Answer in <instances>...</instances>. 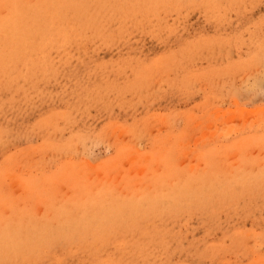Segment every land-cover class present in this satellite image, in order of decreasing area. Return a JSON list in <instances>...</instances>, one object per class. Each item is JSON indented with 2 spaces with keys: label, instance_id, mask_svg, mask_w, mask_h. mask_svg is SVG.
Wrapping results in <instances>:
<instances>
[{
  "label": "rangeland",
  "instance_id": "1",
  "mask_svg": "<svg viewBox=\"0 0 264 264\" xmlns=\"http://www.w3.org/2000/svg\"><path fill=\"white\" fill-rule=\"evenodd\" d=\"M20 3V38L32 7L51 26L0 68V212L38 217L95 193L141 203L96 238L56 236L49 213L45 246L0 264H264V0ZM237 172L253 181L206 203L162 196L178 177Z\"/></svg>",
  "mask_w": 264,
  "mask_h": 264
},
{
  "label": "bare ground",
  "instance_id": "2",
  "mask_svg": "<svg viewBox=\"0 0 264 264\" xmlns=\"http://www.w3.org/2000/svg\"><path fill=\"white\" fill-rule=\"evenodd\" d=\"M68 1V0H67ZM60 2V1H59ZM70 2V0H69ZM43 3V2H42ZM64 3V2H63ZM68 3V2H67ZM72 3V1H71ZM28 4V3H27ZM44 4V3H43ZM61 4V2H60ZM73 4V3H72ZM35 5V4H34ZM47 5V4H46ZM45 5V6H46ZM56 5V4H55ZM64 5V4H63ZM63 5L62 9H63ZM69 5V4H68ZM65 6V5H64ZM72 6V7H71ZM70 7L74 10L77 9L78 7H76V4L73 6L71 5ZM31 7V6H30ZM69 7V6H67ZM65 8V7H64ZM0 9H4L6 14L1 15L0 13V68H2V70H4L7 61H11L12 59H14V55L16 53V43L19 42V44H21L20 42L26 38V39H32V36L36 35L39 37L41 40H45L46 38V34L39 32L47 30L49 26L51 25H44L41 24V26H39V21L37 22L36 19L37 17L40 16H44L45 12H42L40 10H36L34 7H32L31 9L24 10V14L26 13V11L30 14H33L32 17L33 19H35V23L34 25L39 28L37 29L36 27L33 28H28V34L26 33V35L23 38H20L23 34V27L24 25L20 24V20H22L23 17V7L21 6L20 0H1L0 2ZM57 9V8H56ZM70 9V8H69ZM60 10V8H59ZM65 10V9H64ZM55 11V9H54ZM53 10L51 11L52 13L54 12ZM68 11V10H67ZM41 12L43 14H41ZM81 12V11H80ZM79 12V13H80ZM65 13V12H64ZM75 13V12H74ZM77 13V12H76ZM75 13V14H76ZM28 14V15H30ZM59 14H63V13H59ZM50 17L52 16L49 15ZM64 16V14H63ZM77 16V15H76ZM75 16V17H76ZM79 16V15H78ZM50 17L48 19H50ZM58 17L56 16L55 19H57ZM63 17H61L60 19L62 20ZM54 19V18H53ZM54 19V20H55ZM77 19V18H76ZM47 20V19H46ZM54 22V21H52ZM60 22V21H59ZM63 22V21H62ZM27 23V22H26ZM46 23V22H44ZM60 25V23H58ZM66 25V24H65ZM64 25V26H65ZM148 25V24H147ZM63 26V25H62ZM63 26V27H64ZM70 27V25H69ZM61 28V27H60ZM27 29V28H26ZM66 29V28H65ZM71 29V28H70ZM69 29V31H70ZM39 30V31H38ZM62 30V29H60ZM27 31V30H26ZM64 31V30H63ZM102 31V30H101ZM77 32V31H76ZM68 36V35H67ZM103 37V36H102ZM47 39V38H46ZM62 40V39H61ZM33 41V39H32ZM45 43V42H44ZM46 44V43H45ZM18 45V44H17ZM30 45V44H28ZM54 46V45H53ZM49 47V46H48ZM39 48V47H38ZM36 50V49H35ZM41 50V49H40ZM40 53V52H39ZM24 57V56H23ZM13 61V60H12ZM11 61V63H13ZM10 63V62H8ZM9 68V67H8ZM0 70V71H2ZM11 70V69H10ZM13 71V70H12ZM1 78V77H0ZM15 79V78H14ZM15 88V87H14ZM119 88V87H118ZM14 90V89H13ZM200 139V138H199ZM165 144V143H164ZM208 147V146H207ZM174 149V148H173ZM132 160V159H131ZM150 160V159H149ZM129 162V161H128ZM139 163V162H138ZM68 166V165H67ZM192 168V167H191ZM67 170V169H66ZM237 170V169H236ZM208 171V170H207ZM211 171V170H210ZM209 171V172H210ZM159 172V171H158ZM230 172V171H229ZM260 172V171H259ZM256 173V174H260L262 175V173H264V171L260 173ZM149 173V172H148ZM156 173V172H155ZM154 173V174H155ZM221 173V172H220ZM223 173V172H222ZM21 174V173H20ZM27 174V173H26ZM207 174V173H206ZM227 174V173H226ZM217 175V174H216ZM251 176H255V178L258 179V177H256V175L253 174H249ZM188 176V175H187ZM191 176V175H190ZM200 176H202L201 178H203V174H200ZM200 176H197V178L193 179V178H188V179H184L183 178H175V180L179 179L178 181L180 182L179 184H174V183H169V185L165 186V187H169V189L166 191L164 195L162 194V196L164 197H170V201H172L171 203L176 204V205H181V203L186 204L187 202H191V201H195L198 202V198H200V201L198 203H201L202 201L204 202L207 201V199H210V194H214V192L216 193L217 191H221L223 192L224 189L226 188V185H229L227 187H231L233 186V184L236 185V183H245L247 179L246 173H242V172H237L236 175L233 176H227L228 178L225 179L224 177H221V179H219L217 177V181H215L216 179L214 178H210L207 176L208 179H201ZM205 176V177H206ZM248 177L253 179V177ZM259 176V175H257ZM212 177V176H211ZM264 178V174L263 176H261ZM261 177H260V181H261ZM1 178V177H0ZM107 178V177H106ZM13 179V178H12ZM15 179V178H14ZM19 179V178H18ZM25 179V178H23ZM105 178H102V186H106L104 182ZM250 179V180H251ZM27 180V179H26ZM174 180V181H175ZM18 183H20V179L17 180ZM140 181V180H139ZM177 181V182H178ZM223 181H229L228 184L227 183H223ZM253 181V180H251ZM250 181V182H251ZM258 181V180H257ZM1 182V181H0ZM31 183L33 181H30ZM29 182V183H30ZM173 182V180L171 181ZM249 182V181H248ZM247 182V184H248ZM249 182V183H250ZM255 182V181H254ZM35 182H33L34 184ZM44 183V182H43ZM149 183V182H148ZM167 183V182H165ZM21 184V183H20ZM24 184V183H23ZM42 184V183H41ZM47 184V182H46ZM123 184V183H122ZM146 184V183H145ZM223 184V185H221ZM246 184V183H245ZM25 185V184H24ZM30 185V184H29ZM39 185V184H38ZM49 185V184H48ZM225 185V186H224ZM250 185V184H249ZM26 186V185H25ZM31 186V185H30ZM28 187V186H27ZM38 187V186H37ZM36 186L34 188H37ZM122 187V186H121ZM245 187V185H244ZM31 188V187H30ZM33 188V187H32ZM226 188L225 192L231 190L232 188L229 189ZM44 189V188H43ZM31 190V189H30ZM120 190V189H118ZM223 190V191H222ZM102 191V190H101ZM164 191V190H163ZM219 191V193H220ZM234 191V190H233ZM108 192V191H107ZM119 192V191H118ZM230 192V191H229ZM235 192V191H234ZM231 193V192H230ZM117 194V192H116ZM120 194V192H119ZM221 194V193H220ZM219 194V195H220ZM227 194V193H226ZM93 198L91 199H87V200H83V202L79 201H74L73 205L71 207L67 208H60L61 210H57L56 207H50L47 211H45V213L41 214V216H36L33 213H23V212H19V213H14L13 210H10L11 212H9L7 215L2 212H0V263L7 261L8 257L11 256H17V255H22V254H27V253H33L36 249H39L46 240L50 239L51 237H49L50 234L54 233L63 237H71L73 236V232L76 231V233H80V234H85L89 232L90 235H92L93 237H98V235L96 234L97 231H102L101 228L104 229L105 224L107 223L108 219H115V217H118L119 215L122 214L123 210H127L128 212H138L136 209L137 207H139V202L141 203V201H132L131 199H126L123 201H119L121 199H118L117 195H113V194H93ZM215 195V194H214ZM227 195H230L229 193ZM0 194V210H2L5 206H7V201H5V197L3 198V196ZM160 196V195H158ZM158 196H156L158 198ZM224 196V195H222ZM226 196V195H225ZM231 196V195H230ZM119 197V196H118ZM122 197V196H121ZM139 197V196H138ZM227 197V196H226ZM229 197V196H228ZM120 198V197H119ZM123 198V197H122ZM137 198V197H136ZM157 198L153 199V203L157 202ZM197 198V199H196ZM207 198V199H206ZM221 198V197H220ZM75 199V198H74ZM202 199V200H201ZM10 201V199H9ZM6 202V203H5ZM11 202V201H10ZM239 202V201H238ZM148 202H145L144 204L146 205ZM206 203V202H204ZM12 204V203H11ZM151 204V203H150ZM157 204V203H156ZM188 204V203H187ZM203 204V203H202ZM142 205V204H141ZM140 205V206H141ZM74 206V209L76 208V210H79L80 213L82 214V219L79 221H75V220H71L69 219V215L71 214L69 211V208H72ZM144 206V205H142ZM148 206V205H147ZM228 206V205H227ZM226 206V207H227ZM237 206V205H236ZM11 207V206H10ZM45 207V206H44ZM151 207V206H150ZM97 209L96 212H93V209ZM234 208V207H233ZM47 209V208H46ZM92 209V210H91ZM174 209V208H173ZM71 210V209H70ZM154 210V209H153ZM220 210V209H218ZM168 211V209H167ZM147 212V211H146ZM50 213V215H49ZM79 213V214H80ZM91 213V214H90ZM132 213L131 215L135 214ZM155 213V212H154ZM180 213V212H179ZM6 215V216H4ZM52 216L56 215L55 220L57 221V226L59 227V230H56L54 232H51L50 227L53 228V225H49L46 221L47 220H42L47 219V217L45 216ZM36 216V217H35ZM175 216V215H174ZM50 217V218H52ZM58 217V219H57ZM135 217V216H133ZM49 218V219H50ZM138 218V217H137ZM37 219H41L40 221H38ZM48 219V220H49ZM134 220V219H133ZM146 220V219H145ZM111 222H113L111 220ZM50 223V222H49ZM56 223V222H55ZM54 223V224H55ZM137 225V223H136ZM57 228V227H56ZM55 229V227H54ZM53 229V230H54ZM52 230V231H53ZM93 231H95L93 233ZM106 231V230H104ZM51 232V233H50ZM70 232V233H69ZM92 232V233H90ZM98 233V232H97ZM80 234L78 236H80ZM90 235L89 238H90ZM84 236V235H83ZM240 236V235H239ZM238 236V237H239ZM92 237V238H93ZM158 237V236H157ZM55 238V237H54ZM79 238V237H78ZM88 238V237H87ZM106 238V237H105ZM60 239V238H59ZM58 239V240H59ZM100 239V237L98 238ZM104 239V237L102 238ZM107 239V238H106ZM105 239V240H106ZM78 240V239H77ZM68 241V240H67ZM71 241V240H70ZM80 241V240H79ZM100 241V240H99ZM164 241V240H163ZM65 242V241H64ZM74 242V241H73ZM94 242V241H92ZM107 242V241H106ZM105 242V243H106ZM48 243V241H47ZM68 243V242H67ZM84 243V242H83ZM49 244V243H48ZM85 244V243H84ZM92 244V243H91ZM78 245V242H77ZM88 245V244H87ZM103 245V244H102ZM161 245V244H160ZM45 246V244H44ZM52 246V245H51ZM68 246V245H67ZM92 247V246H91ZM90 247V248H91ZM100 247V246H99ZM169 247V246H168ZM98 248V247H97ZM101 248V247H100ZM41 249V248H40ZM51 249V248H50ZM89 249V248H88ZM48 250V249H47ZM84 250V249H83ZM207 250V249H206ZM44 251V249H43ZM86 251V250H85ZM37 252V251H36ZM212 252V251H211ZM22 253V254H21ZM34 254V253H33ZM41 254V253H40ZM213 254V253H212ZM31 255V254H30ZM29 255V257H30ZM45 255V254H44ZM24 257L26 255H23ZM33 256V255H32ZM162 256V255H161ZM41 257V256H40ZM96 257V256H95ZM31 258V257H30ZM41 259V258H40ZM32 260V259H31ZM40 261V260H39Z\"/></svg>",
  "mask_w": 264,
  "mask_h": 264
}]
</instances>
